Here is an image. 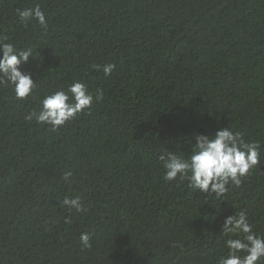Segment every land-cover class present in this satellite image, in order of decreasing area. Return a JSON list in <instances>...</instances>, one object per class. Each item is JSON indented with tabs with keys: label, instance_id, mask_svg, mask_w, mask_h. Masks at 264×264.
<instances>
[{
	"label": "trees",
	"instance_id": "1",
	"mask_svg": "<svg viewBox=\"0 0 264 264\" xmlns=\"http://www.w3.org/2000/svg\"><path fill=\"white\" fill-rule=\"evenodd\" d=\"M37 4L47 28L16 15ZM7 42L35 50L37 84L24 100L0 84V264H219L245 210L264 234V0H0ZM76 80L102 98L58 131L26 119ZM222 128L260 144L239 186L163 179L162 151Z\"/></svg>",
	"mask_w": 264,
	"mask_h": 264
},
{
	"label": "clouds",
	"instance_id": "2",
	"mask_svg": "<svg viewBox=\"0 0 264 264\" xmlns=\"http://www.w3.org/2000/svg\"><path fill=\"white\" fill-rule=\"evenodd\" d=\"M16 15L25 27L35 21L42 28H47L46 14L39 4L17 9ZM30 57H35V50L30 47L19 49L11 42L0 43V84L13 86L18 100L31 96L37 84L21 70V65ZM114 69V64H105L98 70L110 76ZM102 96V91L94 95L84 82L76 80L66 90H55L44 96L39 111L32 112L26 119L58 131L79 113L90 109ZM159 159L163 162V179L166 182L187 180L193 190L223 196L230 186H239L241 178H247L254 168L261 165V151L258 142H245L240 133L222 128L214 136L197 134L190 154L162 151ZM72 178L71 170L64 172L66 183ZM63 204L77 212L84 211L79 196L65 199ZM223 235L226 254L221 256L219 264H264V234L254 231L247 210L226 220ZM80 240L85 248L90 247L87 233H82Z\"/></svg>",
	"mask_w": 264,
	"mask_h": 264
}]
</instances>
